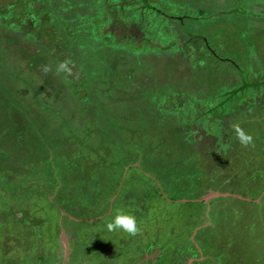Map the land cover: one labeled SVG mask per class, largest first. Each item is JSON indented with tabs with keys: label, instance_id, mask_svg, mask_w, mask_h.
Masks as SVG:
<instances>
[{
	"label": "rangeland",
	"instance_id": "obj_1",
	"mask_svg": "<svg viewBox=\"0 0 264 264\" xmlns=\"http://www.w3.org/2000/svg\"><path fill=\"white\" fill-rule=\"evenodd\" d=\"M263 82L264 0H0V264H264Z\"/></svg>",
	"mask_w": 264,
	"mask_h": 264
},
{
	"label": "clouds",
	"instance_id": "obj_2",
	"mask_svg": "<svg viewBox=\"0 0 264 264\" xmlns=\"http://www.w3.org/2000/svg\"><path fill=\"white\" fill-rule=\"evenodd\" d=\"M47 67L44 68V71H47ZM58 70L70 71L65 62H61L58 65ZM236 136L241 144H249L252 140L251 135L246 134L238 126H235ZM105 228L111 232L113 230H122L132 235L135 234L138 230L136 218L124 211H117L111 218L109 222L105 224Z\"/></svg>",
	"mask_w": 264,
	"mask_h": 264
},
{
	"label": "flooded vegetation",
	"instance_id": "obj_3",
	"mask_svg": "<svg viewBox=\"0 0 264 264\" xmlns=\"http://www.w3.org/2000/svg\"><path fill=\"white\" fill-rule=\"evenodd\" d=\"M135 1H136V0H135ZM155 35H156V32H155V33H152V34H151V38H155V39H156L157 37H156ZM144 40H146V41H150V43H151V40H149V39L147 40V38H145ZM152 43H153V42H152ZM152 43H151V44H152ZM172 47H173V46H172ZM172 47H171V48H172ZM171 48H170V49H171ZM170 49H169V50H170ZM163 50H164V48H162V51H163ZM160 51H161V49H160Z\"/></svg>",
	"mask_w": 264,
	"mask_h": 264
},
{
	"label": "trees",
	"instance_id": "obj_4",
	"mask_svg": "<svg viewBox=\"0 0 264 264\" xmlns=\"http://www.w3.org/2000/svg\"><path fill=\"white\" fill-rule=\"evenodd\" d=\"M114 11H115V10H114ZM263 84H264V82H263L262 84H258V85H259V86H264ZM255 85H256V84L253 83V86H255ZM241 90H244V87L241 88ZM237 92H238V91H237ZM193 249H194V248H193ZM193 249H191V250H193Z\"/></svg>",
	"mask_w": 264,
	"mask_h": 264
}]
</instances>
